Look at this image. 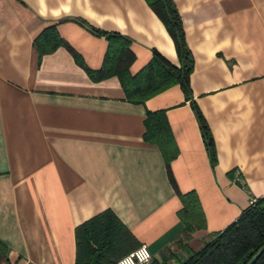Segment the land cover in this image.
Returning a JSON list of instances; mask_svg holds the SVG:
<instances>
[{
  "label": "crops",
  "instance_id": "0c3cea01",
  "mask_svg": "<svg viewBox=\"0 0 264 264\" xmlns=\"http://www.w3.org/2000/svg\"><path fill=\"white\" fill-rule=\"evenodd\" d=\"M173 2L215 164L178 86L133 104L116 77L95 76L108 44L89 25L131 42V75L153 50L179 66L145 0H0V242L11 264H75V228L104 210L153 260L180 264L264 197V0ZM52 26L91 75L64 47L39 58L33 42ZM148 111H165L175 185L198 197L204 227L188 235L165 160L143 139Z\"/></svg>",
  "mask_w": 264,
  "mask_h": 264
},
{
  "label": "trees",
  "instance_id": "16d2710c",
  "mask_svg": "<svg viewBox=\"0 0 264 264\" xmlns=\"http://www.w3.org/2000/svg\"><path fill=\"white\" fill-rule=\"evenodd\" d=\"M170 36L179 61V66L168 63L156 50L152 51L150 62L137 74L131 75L130 66L135 55L131 42L116 33H107L87 26L95 35L105 37L108 47L101 69L95 74L97 80L116 77L126 100L133 104H144L152 97L178 86L186 101L195 111L204 145L212 164L216 163L213 138L208 125L196 104L191 100L190 75L194 60L185 39L179 13L173 0H145ZM39 58L59 47L67 49L77 63L85 68L81 58L74 53L67 42L58 35L55 26L45 29L33 42ZM145 142L159 148L166 164L168 178L182 203L179 220L188 235L204 227V219L194 192L182 194L178 191L170 171V162L176 157L172 132L165 111L147 112L144 121ZM75 264H118L128 253L140 247L131 231L111 210H104L75 228ZM264 245V197L255 200L233 223L216 233L199 251L191 253L180 264H246ZM8 247L0 242V264H11ZM171 257L161 262L151 260L148 264H169ZM255 264H264V253Z\"/></svg>",
  "mask_w": 264,
  "mask_h": 264
},
{
  "label": "built area",
  "instance_id": "2783aa9c",
  "mask_svg": "<svg viewBox=\"0 0 264 264\" xmlns=\"http://www.w3.org/2000/svg\"><path fill=\"white\" fill-rule=\"evenodd\" d=\"M255 201L251 202L253 204ZM152 260V256L146 245H140L134 251L123 256L118 264H148Z\"/></svg>",
  "mask_w": 264,
  "mask_h": 264
},
{
  "label": "water",
  "instance_id": "95a60500",
  "mask_svg": "<svg viewBox=\"0 0 264 264\" xmlns=\"http://www.w3.org/2000/svg\"><path fill=\"white\" fill-rule=\"evenodd\" d=\"M264 253V245L248 260L246 264H255L258 258Z\"/></svg>",
  "mask_w": 264,
  "mask_h": 264
}]
</instances>
